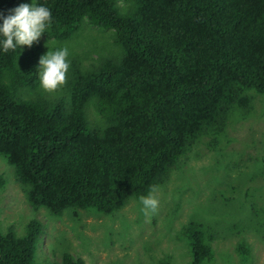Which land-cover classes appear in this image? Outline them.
Instances as JSON below:
<instances>
[{
    "label": "trees",
    "instance_id": "1",
    "mask_svg": "<svg viewBox=\"0 0 264 264\" xmlns=\"http://www.w3.org/2000/svg\"><path fill=\"white\" fill-rule=\"evenodd\" d=\"M29 1L0 0V15ZM35 2L51 11L41 37L66 42L88 23L112 31L119 55L86 69L76 59L63 93L51 98L39 86L38 42L0 53V155L34 211L112 215L164 187L196 146L220 147L230 122L253 112L254 93L264 96V0ZM42 236L37 221L22 237L9 229L0 264H41ZM218 236L192 220L178 238L189 240L191 264H212ZM237 251L250 253L245 243ZM58 264L86 262L66 253Z\"/></svg>",
    "mask_w": 264,
    "mask_h": 264
},
{
    "label": "rangeland",
    "instance_id": "2",
    "mask_svg": "<svg viewBox=\"0 0 264 264\" xmlns=\"http://www.w3.org/2000/svg\"><path fill=\"white\" fill-rule=\"evenodd\" d=\"M37 42L43 55L49 51L48 42L52 48L66 47L69 67L76 59L86 69L101 57L119 55L112 31L88 23L69 41L40 37ZM67 80L68 75L57 90L44 92L58 97ZM254 95L251 115L231 121L216 150L206 142L196 146L182 168L154 193L158 206L148 216L139 210L138 200L112 215L78 211L75 217L67 210L55 217L45 208L34 211L15 167L0 155V174L6 180L0 190V235L11 229L22 237L29 222H39L43 236L36 260L41 264H58L66 253L86 264H160L166 257L171 264H191L189 240L178 237L183 225L200 220L219 231L212 264H264V96ZM88 115L95 123L92 105ZM241 243L249 247V256L237 251Z\"/></svg>",
    "mask_w": 264,
    "mask_h": 264
},
{
    "label": "clouds",
    "instance_id": "3",
    "mask_svg": "<svg viewBox=\"0 0 264 264\" xmlns=\"http://www.w3.org/2000/svg\"><path fill=\"white\" fill-rule=\"evenodd\" d=\"M51 11L44 4L32 0L31 4L22 3L12 10L8 16L0 15V53L21 49V46L31 47L42 34L47 33L51 25ZM46 54L38 62L39 86L45 92L58 89L65 83L69 70L68 49L66 47L52 48L49 42ZM157 186H151L146 195L138 197L140 211L145 216L154 213L158 201L154 196Z\"/></svg>",
    "mask_w": 264,
    "mask_h": 264
}]
</instances>
